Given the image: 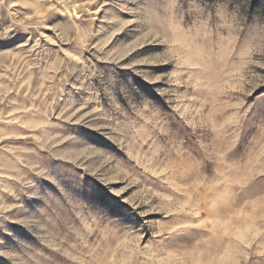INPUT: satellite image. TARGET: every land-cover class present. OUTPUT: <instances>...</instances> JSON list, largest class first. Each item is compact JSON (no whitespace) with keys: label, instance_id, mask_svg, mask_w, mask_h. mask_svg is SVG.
Returning a JSON list of instances; mask_svg holds the SVG:
<instances>
[{"label":"rangeland","instance_id":"rangeland-1","mask_svg":"<svg viewBox=\"0 0 264 264\" xmlns=\"http://www.w3.org/2000/svg\"><path fill=\"white\" fill-rule=\"evenodd\" d=\"M0 264H264V0H0Z\"/></svg>","mask_w":264,"mask_h":264},{"label":"snow or ice","instance_id":"snow-or-ice-1","mask_svg":"<svg viewBox=\"0 0 264 264\" xmlns=\"http://www.w3.org/2000/svg\"><path fill=\"white\" fill-rule=\"evenodd\" d=\"M170 3H171V4H174V3H175V0H170Z\"/></svg>","mask_w":264,"mask_h":264}]
</instances>
